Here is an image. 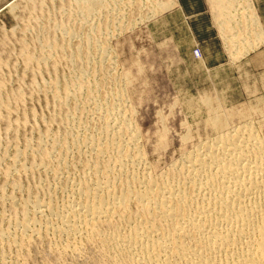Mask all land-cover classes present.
Masks as SVG:
<instances>
[{
  "label": "rangeland",
  "instance_id": "rangeland-1",
  "mask_svg": "<svg viewBox=\"0 0 264 264\" xmlns=\"http://www.w3.org/2000/svg\"><path fill=\"white\" fill-rule=\"evenodd\" d=\"M73 1L3 0L0 2L1 228L8 227L13 230L12 224H10V219H13V208L8 202V196H13L18 203L32 195L42 200L52 197L55 202L62 203L68 197L65 195L66 192L69 194L67 178L73 176L72 178L75 179L71 178V180L76 181L81 175L83 163L78 164L76 162L84 160L87 154L83 153L85 156L81 154L79 158L75 148L72 147L70 153H66L67 160L72 167L70 166L71 169L69 170L65 168L63 173L58 175L59 178L54 177L46 169L33 170L30 168L33 162H40L41 160L37 145L38 136L43 137L42 150L47 151L48 149L49 151L53 141L51 139L66 140L79 129V121L83 123L90 120V122H95L98 119V114L93 109L92 100L85 101L88 100L86 98L88 97L85 91L86 86H81V90L72 92L74 97L71 96L72 99L70 98L68 101L61 98L64 96L62 89L66 86L72 88L78 81L83 82L81 85L93 86L91 88L94 89L93 92H96L94 94L100 96L110 94L109 88H115V90L110 89L113 91L116 89L120 91L122 101L119 99L118 102L122 107H125L121 110L123 112L125 110V115L130 121L132 119V125L136 124L135 128L139 136L137 143H139L138 145L144 155L143 162L149 165L148 171H151V174H161L166 171L168 166L180 160L179 157L185 149L188 150L201 139L204 140L212 136L214 130L212 131L211 119H229V125L236 124L241 118L252 119L255 130L264 137V0H238L236 6L233 5L236 12L233 9L229 12L235 14L232 19L238 17L236 22L235 19L232 22L227 19L215 20L213 14L214 12L218 13V11L213 10L209 0H184V5L182 0H176L174 6L168 5L171 0H154V2L151 0L155 6L147 1L150 5L146 2L144 4V0H107L106 5L104 3L102 10H99L101 13H94L93 16L95 17L89 14L93 18L90 16L92 19L89 20L88 17L89 21H84L81 12L80 14L78 12L87 7L86 2L78 5L79 9L81 6L83 7L79 10L77 5L75 7V2L71 4ZM158 1L162 2L163 6L167 5V9L164 8L165 11L164 9L158 10V6L161 5L160 7H162ZM164 2L167 4L164 5ZM214 4L217 7L216 2ZM153 10L156 12L158 10L159 13ZM246 12L247 14H245ZM216 13L215 16H217ZM78 15L80 16L78 17ZM223 22L229 26L225 27ZM62 26L66 27L67 32H69L67 35L70 37L66 34H64L65 36L62 35ZM221 26H224L225 31L230 29L233 33L231 35L230 31V33L228 31V33H223L220 31ZM67 27H70L71 31H68ZM73 31L76 36L74 38L71 37ZM92 32L94 35L91 34ZM79 34L82 36L85 34V38ZM77 35L79 36L77 37ZM86 35L89 38L91 36V43L94 42L89 46L91 51H89L88 58L90 57V59L88 61L84 59V56L81 55L84 52H80L81 62L79 58L77 59L78 62H76L77 60H69L71 57L68 51H71V56L74 55L75 51L72 50L81 44V40L86 39ZM229 36H233V38L228 39ZM89 38L87 37V39ZM235 38L240 41L236 40L235 42ZM229 40L231 44H229ZM46 41H53L55 48L53 45L48 46ZM62 44H66L63 49L60 47ZM24 46L28 49L26 52H29L34 58L30 62L24 59L25 57L22 55L21 50ZM70 47L71 49H69ZM47 55L50 59L41 58L42 56L48 57ZM107 59L109 63L106 61ZM25 60L28 63H25ZM73 62L77 66H71L74 64ZM79 62L81 65L86 64V66L82 65L85 67L83 70L86 71L85 76H83L85 79L79 76L81 71V67L78 66L80 65ZM86 79L90 84L87 83ZM51 83L56 84L54 86ZM51 85L55 89L57 88L58 96L56 98L52 95V91L55 89ZM123 89L124 91H122ZM5 104L7 106L9 104L10 107L4 108ZM10 110L11 113H9ZM214 114L217 115V118L216 115L214 118ZM21 120H24L22 121L24 123ZM186 137L188 138L186 139ZM160 138L162 139L160 140ZM25 141H29L31 150L29 149L27 155L19 160L20 163L15 164L12 161L13 156L17 149L24 150ZM58 155L59 150H56L51 159L52 164L56 163ZM74 156L77 157V160ZM22 163L28 171H21V173L16 169ZM13 167H15L14 173L5 176V170ZM17 181L21 186L20 189L15 190L13 183ZM65 187L66 191H64ZM52 236L49 233L39 237V239L32 238V243L21 251V254L19 249L9 246L10 244L4 245L0 250L5 253V257L4 259L0 258L2 260L0 264L110 263L104 261L106 258L95 245L82 243L81 251L78 250L79 253L76 250L61 253L59 248L58 250L57 248L51 249L49 247L55 246L58 242L57 238ZM47 251L49 252L47 253ZM102 256L104 259L101 260Z\"/></svg>",
  "mask_w": 264,
  "mask_h": 264
},
{
  "label": "bare ground",
  "instance_id": "bare-ground-1",
  "mask_svg": "<svg viewBox=\"0 0 264 264\" xmlns=\"http://www.w3.org/2000/svg\"><path fill=\"white\" fill-rule=\"evenodd\" d=\"M106 1L107 0H74L71 4L75 2L76 7V5H82V3L86 2L87 10L85 7V9H83L81 6L80 9L82 8L83 10L78 12L79 14L81 12L82 19L85 21L88 20V17L90 20L95 17L93 15L98 12L101 13L99 10H102L101 8L104 3L106 5ZM146 1L151 2V0H144V4ZM209 1L211 3L210 5L214 8L213 10L218 11V13L214 12L213 14L215 20L222 21L221 19H227L232 22V20L235 19H232L235 14L229 12L233 9V5L236 6L238 0ZM214 2H216L217 7ZM158 3L162 4V7H160L161 5L158 6V10L167 9L166 2H164L166 6H163V3L160 1H158ZM175 3L176 0H171L168 5H175ZM64 4L66 5V2ZM77 8L79 9V6ZM146 8L144 9L146 10ZM246 9L248 8L246 7ZM66 10L68 9L66 8ZM234 10L236 9H233V11ZM136 11L137 9L135 12ZM153 11L156 12L155 10ZM215 13L217 16H215ZM115 14L114 12V15ZM245 14H247V12ZM79 16L80 15H78V17ZM142 17L144 18V16ZM237 19H235V22ZM233 24L236 23L233 22ZM83 25L85 27L84 23ZM227 25H225V27H227ZM82 27L81 23V28ZM61 28L63 36H65L64 34H69L66 27L62 26ZM68 31L71 30L69 29ZM220 31L224 33L227 31L229 32L230 29L225 31L224 26H221ZM73 32H71L73 35L71 36L72 38L75 36V32L74 34ZM84 33L86 34V32ZM232 33L233 32H231L230 35ZM85 34H83V36L79 35L85 38ZM91 34H93V32ZM79 35H77V37ZM87 35L84 41H80V45L78 44L79 42H77L79 46L76 44L78 47H74L76 49L72 50L75 51L74 55L71 56V51H68L71 57L68 56V58H70L69 60H77L80 56V52L87 54H81L84 56V59L87 61L90 59V57L88 58V54H90L89 51H91L89 50V46L94 42L91 43V36L89 38ZM87 37L89 39H87ZM230 37L233 38V36H229L228 39H230ZM236 40L238 39L235 38V42ZM229 44H231V41ZM52 45L55 48L54 42L49 41L48 46ZM62 45L60 47L63 49L66 44ZM67 46L69 47V45ZM61 48L60 50H62ZM69 49H71V47ZM26 50L28 51L24 46L21 52L23 57H25L24 59L30 62L34 58L29 52L27 53ZM102 51L104 52V50ZM41 58L48 59L49 56H42ZM62 59L64 58L62 57ZM80 59L81 58H79V60ZM26 60L25 63H28ZM81 61L82 59L80 62ZM106 61L108 62V59ZM75 64L76 63L71 66H77ZM82 65L86 66V64ZM82 65L81 63L78 65L81 67V71L79 72L77 70L80 77L85 76L86 72L83 70L85 67H82ZM78 75L77 77H79ZM83 79L85 78L83 77ZM79 82L80 81L74 84L75 86L79 85L76 88L74 85L72 88H70L71 86L63 88L62 92L64 96H61V98L68 101L71 96L74 97V93L72 92L75 90L78 91L81 86H86V90H84L88 94V97H86L88 100L85 101L92 100L94 103V106L93 104L92 106L94 112L96 111L98 114V119H96L95 122H90V120V123L88 121H86L87 123L77 121L79 129L76 130V133L72 137L70 135V138L66 140L62 139L59 141L60 139H51L53 141L49 151L48 149L47 151L42 150L43 137L38 136L37 145L41 154V160L40 162L29 164H31L30 168L33 170L41 168L42 170L46 169L50 171L54 177H58V175L63 173L65 168L66 170L71 169L66 153H70V148L72 147L75 148L78 155L77 157L79 158L81 154H87V156L83 154L85 156L84 160L76 162L78 164L83 163L81 175L78 174L80 176L76 181L71 180L73 176H69L70 178L68 177L67 181L65 180L68 183L67 188L69 194L66 192L65 195H68V197L66 196L67 198L62 203H57L58 201L55 202L52 197L42 200L33 195L26 199L24 198L25 200L18 203L13 196H8V202L13 208V219L11 218V220L9 218L13 230L8 227H0L1 249L4 245L10 244L9 246L19 249L20 253L32 243V238L39 239V237L51 233L53 235L52 237H56L58 242L54 240L57 242L56 245L52 243L55 246L51 244L53 247L49 248H57V250L59 248L60 252L63 253L69 250L72 252L74 250L77 252L78 250L81 251L80 246L82 243L86 245L90 244L91 246L95 245L106 258L104 259L102 256L103 258H101V260L104 259V261H107V263L110 262L111 264H264V137L255 130L252 119L241 118L238 119L239 121L236 124L231 125H229V119H211L213 125V129H211L212 131L214 130L212 136L208 134L210 137L204 140L201 139L188 150L185 149L179 157L180 160L168 166L169 168L167 167L168 169L166 168V171L161 174H151V171H148L149 165L143 162L144 155L138 145L139 143H137L139 136L135 128L136 124L134 126L132 125V119L130 121L125 115V110L124 112L121 110L125 107H122L120 102H118L119 99L122 98L120 97V91L117 89L113 91L115 88H109L110 92L108 90L107 92L111 95L107 93L108 95L104 94L100 96L94 94L96 92H93V86L88 84L81 85L83 82ZM87 83H89V81ZM51 84L55 86L56 83ZM52 88L54 87L52 86ZM56 90L57 88L52 91V95H54L55 98L58 96ZM122 91H124V89ZM58 92L60 93V91ZM79 93L80 91L77 93L78 96ZM253 104L255 105V103ZM8 106L10 107L9 104ZM8 106L6 105L3 107L7 108ZM9 113H11V110ZM215 115L216 114H214V118ZM22 121L24 120H21V122ZM261 124H263V122H261ZM46 136L48 137L49 135ZM187 138L188 137H186V139ZM161 139L162 138H160V140ZM25 142L24 150L17 149L13 156L12 161L15 164H18V162L20 163L19 160L29 152V141ZM56 150H59V155L56 163L52 164L51 159ZM33 151L37 153V151ZM77 157H75V159ZM23 163L17 166L18 168L16 171H28L27 168L23 166ZM14 170L15 167L5 170V176H9ZM18 181L13 183V189L15 190H18V188L20 189L21 185ZM64 191H66V187ZM28 193L30 192L28 191ZM49 242L51 241L49 240ZM48 252L49 251H47V253ZM4 257L5 253L0 250V258L4 259ZM8 258L10 259V257Z\"/></svg>",
  "mask_w": 264,
  "mask_h": 264
},
{
  "label": "crops",
  "instance_id": "crops-1",
  "mask_svg": "<svg viewBox=\"0 0 264 264\" xmlns=\"http://www.w3.org/2000/svg\"><path fill=\"white\" fill-rule=\"evenodd\" d=\"M1 1H3V0H0V2H1ZM183 2H184V0H182V4L184 5V3H183ZM186 6H187V4H186Z\"/></svg>",
  "mask_w": 264,
  "mask_h": 264
}]
</instances>
